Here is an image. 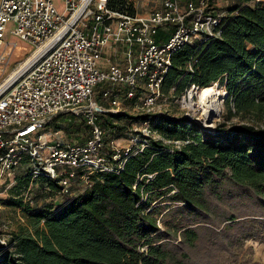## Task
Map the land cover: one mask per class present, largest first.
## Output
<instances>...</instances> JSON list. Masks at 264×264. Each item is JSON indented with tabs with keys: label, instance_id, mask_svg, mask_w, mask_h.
I'll return each mask as SVG.
<instances>
[{
	"label": "trees",
	"instance_id": "obj_1",
	"mask_svg": "<svg viewBox=\"0 0 264 264\" xmlns=\"http://www.w3.org/2000/svg\"><path fill=\"white\" fill-rule=\"evenodd\" d=\"M135 3L107 0L110 9L130 15ZM219 29L172 54L161 93L176 99L192 84H217L225 90L228 115L241 122L201 128L165 109L136 108L141 80L131 97L124 83L95 84L91 95L99 106L95 125L106 168H73L61 192L58 178L32 177L24 157L23 174L2 201L21 208L26 221L0 243V264L251 263L242 259L245 241H264V0L228 7ZM168 34L159 30L156 38ZM142 123L158 138L135 129ZM48 126L69 144L92 137L81 113L59 112ZM118 138L131 141L126 155L114 147ZM31 182L59 200L37 206L29 192L31 201H25Z\"/></svg>",
	"mask_w": 264,
	"mask_h": 264
},
{
	"label": "built area",
	"instance_id": "obj_2",
	"mask_svg": "<svg viewBox=\"0 0 264 264\" xmlns=\"http://www.w3.org/2000/svg\"><path fill=\"white\" fill-rule=\"evenodd\" d=\"M59 1L58 7L54 0H0V47L9 32L34 48L31 57L0 84V188L24 157L30 160L32 177L58 178L61 192L67 191L73 168L88 172L106 168L92 87L104 80L124 83L131 97L141 80L139 108L152 110L162 95L172 54L186 43L217 36L226 14L214 7L215 0H160L159 7L145 14L136 3L133 15L110 9L107 0ZM257 1L261 0H251ZM159 30L169 32L166 39L157 40ZM108 47L125 52V62L103 57ZM191 89L197 87L192 84ZM111 103L119 101L114 98ZM59 112L83 114L93 127L92 137L82 145L61 139L44 145L45 124ZM140 125L135 129L143 135L154 133L147 123ZM130 149L131 145L124 148L123 154ZM24 200L31 201L29 190ZM7 239L8 235L0 236V243Z\"/></svg>",
	"mask_w": 264,
	"mask_h": 264
},
{
	"label": "rangeland",
	"instance_id": "obj_3",
	"mask_svg": "<svg viewBox=\"0 0 264 264\" xmlns=\"http://www.w3.org/2000/svg\"><path fill=\"white\" fill-rule=\"evenodd\" d=\"M55 4L59 7L60 1L54 0ZM160 0H135L138 5L139 12L142 14L147 13L149 9L154 7H159ZM135 3V4H136ZM251 0H215L214 7L217 9H222L228 11V7H233L236 4H250ZM11 48L9 51L8 49ZM0 53L4 55V57L0 58V84L9 80L13 75L14 71L21 65H23L34 53V48L30 43L19 40L15 36L11 35L9 32H6L5 39L2 42L0 47ZM115 55V56H114ZM104 56H110L114 58V60L119 62V59L125 58V52H120L119 49L115 50L113 48H106L103 52ZM98 66L100 68L105 67V62L103 59H100L98 62ZM212 87L222 93L218 95L220 101V110L217 114L213 115L209 120L204 118V114L201 108H197V106H193V104L197 105L199 100V93L201 91L200 88L191 89V86L184 91V93L176 99L167 98L166 96H160L155 105L152 107L153 110L165 109L172 115H184L189 118L196 119L199 127L205 128L208 125L209 128H214L217 123L225 122L226 124L238 123L241 122V118L237 116L230 117L227 113V110L223 104V100L225 97V90L222 86L217 84H213ZM191 90V91H190ZM184 96V100L182 99ZM140 106V98L136 103V108ZM197 108V109H196ZM201 109V110H200ZM243 122H246L245 120ZM142 125H137L136 129L141 128ZM155 133V132H154ZM153 133V134H154ZM155 133L153 136L158 138V135ZM65 140L64 134L61 131H53L52 128L45 127L42 132L43 144L51 143L56 140ZM131 145L130 140L126 138H118L114 142V147L116 148H127ZM24 166L19 165L14 169V173L12 175L11 180H7V182L1 186L0 190V236H7V233L15 230L21 224H24L26 221L25 214L22 212V209L19 207H11L7 206L3 203L2 200L7 198L11 193V188L15 184V180L17 177L21 176L24 171ZM29 192L36 199L37 206H41L44 203L51 202V200H59L58 196H48L46 194V190L40 187L39 182H31L27 187ZM27 190L24 191V193ZM4 238V237H3ZM251 258V263L249 264H264V241H260L258 237L250 238L245 241L242 259ZM227 264V263H226ZM231 264V263H230Z\"/></svg>",
	"mask_w": 264,
	"mask_h": 264
},
{
	"label": "bare ground",
	"instance_id": "obj_4",
	"mask_svg": "<svg viewBox=\"0 0 264 264\" xmlns=\"http://www.w3.org/2000/svg\"><path fill=\"white\" fill-rule=\"evenodd\" d=\"M218 95L222 96L219 91L214 89L212 86H208L202 88L199 93L198 104L193 106H197V108H201L204 114V118L209 120L213 115L217 114L220 110V101ZM196 108V109H197ZM200 109V110H201Z\"/></svg>",
	"mask_w": 264,
	"mask_h": 264
},
{
	"label": "water",
	"instance_id": "obj_5",
	"mask_svg": "<svg viewBox=\"0 0 264 264\" xmlns=\"http://www.w3.org/2000/svg\"><path fill=\"white\" fill-rule=\"evenodd\" d=\"M185 117H186V116H185ZM186 118H187V119H189V120H194L195 122H197V121H196V119L189 118V117H186ZM197 124H199V125H200L201 123L197 122ZM201 126H203V127L205 126V128H209V126H208V125H206V124H205V125H201Z\"/></svg>",
	"mask_w": 264,
	"mask_h": 264
},
{
	"label": "crops",
	"instance_id": "obj_6",
	"mask_svg": "<svg viewBox=\"0 0 264 264\" xmlns=\"http://www.w3.org/2000/svg\"><path fill=\"white\" fill-rule=\"evenodd\" d=\"M115 50V49H114ZM122 60V59H121Z\"/></svg>",
	"mask_w": 264,
	"mask_h": 264
}]
</instances>
